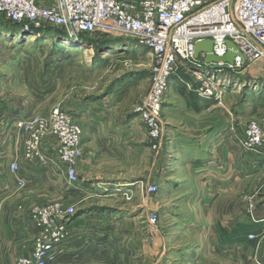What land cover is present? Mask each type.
Here are the masks:
<instances>
[{"label": "crops", "instance_id": "obj_1", "mask_svg": "<svg viewBox=\"0 0 264 264\" xmlns=\"http://www.w3.org/2000/svg\"><path fill=\"white\" fill-rule=\"evenodd\" d=\"M55 66L60 70L61 65ZM173 77L162 105L170 138L158 152L153 177L157 171L158 210L163 205L161 200L168 201L163 207L169 219L164 228L176 231V237L174 244L168 243L172 247L168 253L159 239L154 264H225V257L231 264H241V250L246 246L247 264H264V251L258 255L256 249L252 250L255 241L246 238L248 231L264 235V175L255 172L264 167V154L258 156L240 147L237 117L234 121V114L223 107L220 97L198 95L193 83ZM61 81L57 74L44 76L38 94L43 99L54 96L55 105L74 112L82 127L78 181L68 183L57 160L55 137L44 139L42 147L49 161L47 166H40L23 158L21 148L11 145L10 135L6 155L0 156V264H15L17 257L30 253L34 233L28 210L43 197L59 200L68 212L70 236L59 261L95 264L111 259L119 264H137L142 260L138 254L142 242L128 245L108 232L109 226L129 219V209L103 202L136 194L137 186H131L125 178L113 179L99 168L117 166L128 154L124 135L135 127L131 124L138 118L130 112L140 99L117 95L120 82L110 83L103 90V86L90 89L76 81L65 87ZM25 96L30 99L31 92ZM16 99L9 92L0 93V101ZM51 107H43L42 112L47 113ZM224 111L230 122L224 123ZM13 112L7 109L2 114L13 118ZM24 112L30 115L35 111ZM176 113L183 119L177 120ZM192 117L196 118L185 121ZM9 125L15 137L13 121ZM12 159L19 163L21 175L31 178L22 188L8 172ZM120 187L128 188L118 190ZM86 200L88 203L83 204ZM135 213L138 215L137 209Z\"/></svg>", "mask_w": 264, "mask_h": 264}, {"label": "built area", "instance_id": "obj_2", "mask_svg": "<svg viewBox=\"0 0 264 264\" xmlns=\"http://www.w3.org/2000/svg\"><path fill=\"white\" fill-rule=\"evenodd\" d=\"M0 19L18 24L23 31L59 28L71 39L116 30L145 47L152 59L150 89L135 111L151 138H157L161 130L159 118L170 77L182 79L176 73L178 65L190 68L201 82L195 92L219 98L221 87L201 77L195 68L227 76L257 62L264 64V0H0ZM207 39L212 41L215 56L226 53L224 41L230 40L239 53L232 64L206 63L204 52L194 57L195 43ZM13 124L23 135V158L40 166H47L49 161L42 147L44 139L55 137L58 163L68 183H77L76 165L83 156L82 127L74 112L55 106L46 114L32 113ZM238 143L246 151L263 155L264 131L256 121H249ZM8 172L18 188L31 180L21 175L16 159L9 161ZM28 213L36 231L32 249L17 257L15 264H60L58 258L70 236L67 210L54 200L32 204ZM149 221L155 222L156 216L151 214ZM255 237V231L246 233L248 240Z\"/></svg>", "mask_w": 264, "mask_h": 264}, {"label": "rangeland", "instance_id": "obj_3", "mask_svg": "<svg viewBox=\"0 0 264 264\" xmlns=\"http://www.w3.org/2000/svg\"><path fill=\"white\" fill-rule=\"evenodd\" d=\"M22 31L18 24L0 19V93L4 95L9 92L17 97L13 102L0 101L1 158L6 155L5 151L7 150L5 147L8 144L10 135L12 137L11 145L22 150V132H16V136L13 137L10 132V122L28 116L29 114L24 111L33 110L34 113L44 114L42 112L43 107L59 106L55 105L54 96L43 99V96L39 95L41 93L39 83L44 76L52 75L53 77L57 74L65 87L72 81H76L82 83V85H87L90 89L103 86L102 89L104 90L110 83L118 84L120 82L119 89H121V92L117 95H124L128 99L135 97L141 99L150 89L152 59L147 49L116 30L108 33L95 32L90 35L78 36L76 40L67 38L60 29L54 27H44L39 31H23L24 33L35 34L36 36L33 38L32 36H23ZM68 48H74V50L70 51ZM57 64L61 65L58 66L60 70H55ZM52 66L53 69L47 70ZM189 70L190 68L186 70L178 65L176 73L185 82L193 83L194 87L200 86L201 82ZM174 76L173 78H176V75ZM218 77L222 81L226 79L225 81L229 82L226 86L221 85V82L218 83L223 92L220 100L223 107L234 114V121L237 117L238 133L236 136H238V140L242 138L249 121H256L264 131V64L257 62L249 67L245 66L238 73H230L227 76L220 74ZM29 92H31L30 99L25 96V93L29 94ZM196 93L198 94V92ZM115 103H118V101ZM7 109L14 111L12 113L13 118H8L5 114V116L2 114ZM135 109L136 105L130 112L133 114L130 115L136 116L135 118H138V120L133 121L131 125H135V127L125 132L124 135L129 148L127 150L128 154H125L126 157L122 156L123 160L119 165L105 167L106 169L100 167L99 170L101 172L106 171L105 174L113 179L116 176L127 179L132 183L131 186H137L138 193L126 197L119 195L110 201H102L108 204L111 203L114 206L126 207L130 212L128 213V220L121 222L120 225L117 223L109 226L108 232L111 237L116 241L122 240L128 245L142 242L141 251H138L142 260L137 264H154L158 259L157 249L159 246L157 244L159 239L160 245L163 246L162 249L165 250V253H168V248H172L168 246V243L174 244L173 240L176 237V231L164 228L163 224L168 222L169 219L167 220L163 207L168 201L167 198L165 199L166 202L161 200L163 205L159 211L157 206V199L159 198L157 171L156 176L153 177V164L157 167L158 152L163 149L164 144L170 137L167 131L166 115L160 114V133L157 138H151L148 136L147 125L141 120ZM174 116L177 117V120H180L181 117L183 119L181 113H176ZM223 117L225 118L224 123L230 122V117L225 111ZM195 118L185 119V121L189 123ZM255 172L264 175V167L261 166ZM150 186H154L155 189L148 190ZM127 188L120 187L118 190ZM39 199L33 202V205L57 200L49 197H43V200ZM87 201L83 204L88 203ZM135 209H137L138 215H136ZM151 214L156 216V221L153 223L149 221ZM161 224L163 226H159ZM157 227L162 228L157 229ZM157 232L159 236L155 235ZM33 233L34 235L36 233L34 229ZM255 235L256 237L252 240L255 242L251 243L253 244L252 250L256 249L258 255L263 254L264 235L261 232H255ZM224 238L227 239L226 236ZM256 242L257 246H255ZM247 251V246L244 250H241V264H247ZM131 255L134 256V251ZM224 260L225 264H231L230 259L225 257ZM162 261L163 258H161V263ZM98 263L119 264V262L111 259L108 261L100 260L95 264ZM60 264L73 263L60 261ZM128 264L136 263L131 262Z\"/></svg>", "mask_w": 264, "mask_h": 264}, {"label": "water", "instance_id": "obj_4", "mask_svg": "<svg viewBox=\"0 0 264 264\" xmlns=\"http://www.w3.org/2000/svg\"><path fill=\"white\" fill-rule=\"evenodd\" d=\"M57 29H59V28H57ZM79 36H81V35H79ZM76 39H78V36L74 37V40H76ZM224 43L227 47L226 53L223 56H215L212 53V41L211 40L207 39V40L197 41L195 43V47H194L195 48L194 57H198L199 53L204 52L205 53L204 54V61L206 63H209V62H227L229 64H232L234 55L239 54V53L237 52L235 45L230 40L227 39L224 41Z\"/></svg>", "mask_w": 264, "mask_h": 264}, {"label": "bare ground", "instance_id": "obj_5", "mask_svg": "<svg viewBox=\"0 0 264 264\" xmlns=\"http://www.w3.org/2000/svg\"><path fill=\"white\" fill-rule=\"evenodd\" d=\"M30 31H32V30H30ZM23 32V31H22ZM24 34V35H23ZM22 35L23 36H32V38L33 37H35L36 35L35 34H33V33H22ZM67 38H69V37H67ZM71 39V38H70ZM72 40H74V39H72ZM63 42V41H62ZM64 42H65V40H64ZM66 43V42H65ZM69 43H70V41H69ZM68 50H70V51H73L74 50V48H68ZM89 63V62H88ZM196 70H197V72L199 73V75H203V76H201V77H205V78H209V79H211V80H213L215 83H216V85H218V86H220L219 84H220V82H221V85H228L229 84V82H227V81H225V80H220V78L218 77L220 74H217V72H212V71H208V70H206V69H202V68H195ZM205 75V76H204ZM223 79V78H222ZM219 83V84H218ZM231 84V83H230ZM225 88V87H224ZM221 92H222V88H221Z\"/></svg>", "mask_w": 264, "mask_h": 264}, {"label": "trees", "instance_id": "obj_6", "mask_svg": "<svg viewBox=\"0 0 264 264\" xmlns=\"http://www.w3.org/2000/svg\"><path fill=\"white\" fill-rule=\"evenodd\" d=\"M81 36H85V35H81ZM137 104V103H136Z\"/></svg>", "mask_w": 264, "mask_h": 264}]
</instances>
